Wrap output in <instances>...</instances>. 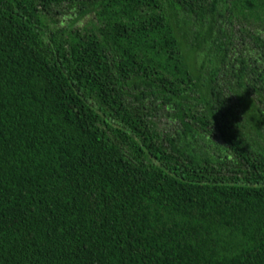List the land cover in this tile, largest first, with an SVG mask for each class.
Here are the masks:
<instances>
[{
  "label": "trees",
  "instance_id": "16d2710c",
  "mask_svg": "<svg viewBox=\"0 0 264 264\" xmlns=\"http://www.w3.org/2000/svg\"><path fill=\"white\" fill-rule=\"evenodd\" d=\"M0 264H264V0H0Z\"/></svg>",
  "mask_w": 264,
  "mask_h": 264
},
{
  "label": "rangeland",
  "instance_id": "374dc122",
  "mask_svg": "<svg viewBox=\"0 0 264 264\" xmlns=\"http://www.w3.org/2000/svg\"><path fill=\"white\" fill-rule=\"evenodd\" d=\"M63 11H64V13L55 14L53 16V19H50V22H51L53 27H61V28L68 27L71 24L72 18H74L76 16V15H73V11H71L69 9H64ZM89 22H90V17H85V18H82L81 21H79L78 23L80 25H84V24H88ZM164 116L165 117H163V114H162V121L163 122L168 117L166 114Z\"/></svg>",
  "mask_w": 264,
  "mask_h": 264
}]
</instances>
